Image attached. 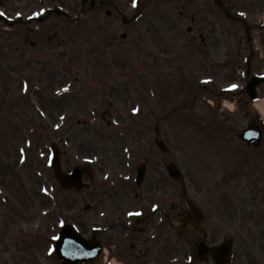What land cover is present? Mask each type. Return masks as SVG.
<instances>
[{"label":"rangeland","instance_id":"1","mask_svg":"<svg viewBox=\"0 0 264 264\" xmlns=\"http://www.w3.org/2000/svg\"><path fill=\"white\" fill-rule=\"evenodd\" d=\"M42 1H44L43 4H39L38 0H9L5 9L9 14L13 16L20 15L26 21V18L30 17L32 9H35L34 13H36L39 11L37 9H41L43 6H57L67 10L72 19L80 16L81 22L77 25H69L67 19L51 17L40 25L32 24L29 27L15 25L12 28H7L0 22V185L13 184L9 180L16 178L17 174L15 173L19 172L21 178H19L18 183H22H20L21 185L17 184L16 188H23L21 195L20 191H17L16 196L15 187L11 189L10 186L15 203L7 211L8 207H1L0 264H37L35 253L40 255L41 246L38 244L44 241L42 239L44 238L43 236L40 238L36 237L44 235L43 230H45L41 227L42 218L37 216L36 199L39 198V194L37 192L38 186L36 185H39V179L32 173V167L30 169L23 163L24 155H22L21 151L29 153L28 162L30 165L34 151H40L41 147L46 146L50 150V146L55 143L65 153L66 157H63V166L67 169V165L72 167L82 163L78 159V154L80 155L79 157H91L95 155L96 151L100 152L103 148L114 151L122 144H144V141L141 142L143 137L140 135L133 136L129 133L127 139L125 137L121 138L116 130L118 129L116 127L121 125L119 121V125L115 127L116 129L109 125V121L113 118L126 122L127 117H123L125 108L122 103L125 101L123 98L120 100L119 98H114L113 105H108L104 102L102 106L100 99L102 97L107 98L97 95L102 92L105 86L113 87L114 91L116 84H113V86L107 84V79L103 77L104 74L99 73L107 70H95V72L91 70L93 74H90L89 70L91 67L98 66L105 68L114 66L117 67L116 71L118 72H120L118 69L123 70L131 65L154 68L153 61H156V58L144 56L143 53L139 56L131 57H126V55L118 57L115 53L114 57L109 54L106 57L101 56L102 54L100 55L97 51L102 50L103 42L106 43L108 40H104L106 37L105 31H100L101 34L98 35L101 28L100 25L104 24V29H108L109 33L117 36L121 33L120 31L116 32V26L121 24L119 17H111L106 20L108 17L106 10L99 7L94 10L86 7L81 14L80 0H55L54 5H50V0ZM192 1H197L199 4L193 5ZM208 1L151 0L144 7L135 8L130 3L131 0H116V2L125 6L127 17H133L140 10V17L143 18L142 22H146L144 24L145 27L148 24L156 29L155 32H158L160 29L159 23L170 24L169 22H171L177 30L175 31L176 33H186L187 27L191 26V17H196L198 7L201 9L208 8L210 3ZM228 2L232 6L234 15L241 13L244 19L250 22L249 26L252 28L255 27L254 24L259 26V22L264 20V0H228ZM184 4H187V8H183ZM201 11L198 13L199 16L202 15ZM216 14L221 16V19L223 18L217 9ZM171 18L173 20H170ZM176 22L181 23L182 27L178 26ZM225 25L229 28L216 27L214 47L208 51L204 49L200 53L203 54L205 52L208 55L211 53L213 57L209 60L203 56L207 59L206 62L202 57H199L197 61L194 60L197 67L202 68L199 69V72L196 70V74H193L192 77L195 76V80L198 83L208 77L215 79L217 81L215 84L216 94L226 91L229 96H232L234 91L231 90V85L235 83L239 85L238 90L241 89V92L245 86L243 74L245 73L246 59L243 57L240 60V56L241 54L245 56V53L248 52V43L245 30L240 23L232 21L231 23H225ZM34 28L36 30L32 31ZM206 29L209 30V27L207 26ZM225 29L227 31L225 38H221L220 31ZM137 33L138 31H134L133 36L136 37ZM208 34L212 37L211 32H208ZM117 38L119 40V36ZM118 40L115 42L117 43ZM251 40L253 41V47L258 49L253 58L252 72L257 76H263L264 31L253 28ZM34 42H38V45L33 47L32 43ZM221 42H225V44L220 45L223 44ZM129 44L130 41L126 43V46L129 47ZM188 58L185 57V65L188 64ZM230 61H233V63L235 61L236 66L238 69L241 68V71H236L235 66H231ZM223 62H226L225 70L218 68L215 70L214 68L207 69L208 63L219 65L218 63L223 64ZM155 66H158V64H155ZM63 67L66 70L64 71L65 74L61 73L62 70H59V68ZM113 76L118 79L117 77L121 76V74L115 73ZM76 77L79 78V82L72 86V95L68 96L67 92L66 95H62L61 91L69 87H64L63 85L73 82ZM116 79L111 80L118 83ZM161 79L156 83L169 87V97H178L189 85L183 79L179 82L171 76ZM26 83L28 84V90L27 94H24L21 89L26 88ZM35 83H37V86ZM33 85L36 89L38 87L37 90L35 89L36 92L32 90ZM177 88L181 89V94L177 93ZM47 89L51 91L50 101L48 100L49 97L43 95L42 92V90L46 92ZM78 92H81V94ZM259 94L264 96V85L260 87ZM239 96L240 98H238ZM209 98L213 100L212 104H215V108L208 103H202L200 100L194 102L195 106L193 109L189 107L181 108L187 98L181 97L177 98V100L170 98L167 99V103L152 106V116L149 114L144 117L160 118L166 114L165 121L156 118L152 119V126L155 125L154 123H158L164 143L173 147L174 150L178 146L182 151V154L175 156L174 159L179 162L180 170L185 172L189 178L186 183V193L195 201L200 194L212 196L214 205L212 221L214 224L212 225L216 228V234L211 235V238L216 240V242H221L228 236L226 233L228 227L224 223L230 222L235 230L233 212L229 213V208L228 210L226 208L225 199L227 194L233 205L238 204L240 200L242 203H246L243 206L245 216H248L246 212L250 214L252 210H264L261 198L256 195V193L264 194V171H262L264 170V157L263 161H258L254 155L249 153L243 152L238 155L235 150L236 153L234 154L233 148H238L239 146L245 148L247 146L241 141L238 142L241 145H238L234 140L238 139V134L246 127L249 121L245 117L244 111L245 101L248 102L246 95L242 93L236 98H230L235 104L233 114L229 113L228 110L221 111L219 109V99L218 101L213 95L209 96ZM176 106L178 110L174 111L172 115L170 111L174 110ZM159 107L161 108V116L158 111ZM260 107V114L264 117V104L260 103ZM34 108L36 114L33 112ZM92 112L99 114V116L96 114V117H92ZM102 113H105V116ZM108 113H112L115 117H108ZM226 115L229 116V122L223 123L222 119ZM36 117H38L39 125L36 124ZM62 117L66 118L63 119ZM194 120L196 123H194ZM220 122H222L224 127L220 126ZM142 123V119H139L132 128L136 127L137 129V126L142 125ZM152 136L153 133H151ZM29 140H32V142ZM227 141L230 146H225ZM33 142L34 145L31 147ZM151 142L155 145L154 140ZM70 146L72 148H69ZM185 146H188L187 150ZM260 148H264V142ZM69 149L71 150L69 151ZM246 149L249 150L248 147ZM242 150L246 151L245 149ZM93 152L95 153L93 154ZM237 157L241 160H237ZM189 166L192 171L196 169L198 174L204 173L205 179L218 180L217 178H222V183L224 184H221V187L203 185L197 174H192ZM236 166L250 167L254 171H258L254 178V183L250 185L251 180L241 178L238 173L239 170L234 171L233 173L235 174H233L231 168ZM93 170L98 176V170L94 166ZM11 173L13 174L11 175ZM231 176V182L227 183L226 177ZM95 182L97 184L98 180ZM176 186L180 185L176 184ZM251 187L253 191H251ZM252 193H255V195L251 196ZM223 194L224 198H222ZM27 196H30L29 205L24 203ZM90 198L96 201L95 198ZM256 198H258V201L254 202ZM83 199L79 194L61 193L59 191L55 194V200L59 201L60 206L55 209L61 208V213H63V210L70 206L68 210L79 211L84 206ZM171 201L177 202L176 198ZM170 202L168 203L170 204ZM37 204L39 206L42 205L41 201H37ZM183 208L186 210L185 201ZM88 216L89 223L87 224L99 219L98 216L95 217L91 213ZM37 219L38 221L34 225L33 221ZM251 222L257 223L253 220ZM259 229L260 227H257L258 237ZM249 234L251 235V233ZM26 236H33L34 238H27ZM233 236L237 237L235 233ZM241 237L243 238L242 235ZM237 240V263H240L241 253L244 248L241 242L238 249L239 241ZM16 243L23 249L21 252H16ZM245 257H247L246 254ZM251 264H255L253 260H251Z\"/></svg>","mask_w":264,"mask_h":264},{"label":"flooded vegetation","instance_id":"2","mask_svg":"<svg viewBox=\"0 0 264 264\" xmlns=\"http://www.w3.org/2000/svg\"><path fill=\"white\" fill-rule=\"evenodd\" d=\"M97 1L101 7L110 3L109 0ZM113 154L114 159L118 158V152ZM143 157L150 167V174H147L142 186H135L130 190L132 192L122 188L118 197L110 198L105 193L97 198L98 213H105L111 219L108 224L105 222L101 228L95 227L91 231L90 236L102 243L97 264H212L210 255H199L198 247L201 242L215 245V240L211 238L216 233L215 227L197 226L180 233L177 223L186 214L182 200L178 199L177 193L171 195L176 198V203L168 198L161 182L162 165L156 156L149 151ZM127 173L123 170V174ZM101 191L105 189L101 188ZM87 212L85 206L79 222L74 220L84 236H89L85 230ZM113 218L119 219L117 224ZM244 251L241 261L247 263L248 255L245 251V257ZM262 261L259 259L256 264H263Z\"/></svg>","mask_w":264,"mask_h":264},{"label":"water","instance_id":"3","mask_svg":"<svg viewBox=\"0 0 264 264\" xmlns=\"http://www.w3.org/2000/svg\"><path fill=\"white\" fill-rule=\"evenodd\" d=\"M260 82H263V80L252 78L251 81L249 82L248 93L252 94V96H253L255 88ZM60 178H61V176H60Z\"/></svg>","mask_w":264,"mask_h":264},{"label":"snow or ice","instance_id":"4","mask_svg":"<svg viewBox=\"0 0 264 264\" xmlns=\"http://www.w3.org/2000/svg\"><path fill=\"white\" fill-rule=\"evenodd\" d=\"M37 14H39V13H37ZM0 15H4V13L3 12H0ZM238 87H239V85L233 84V85H231V90H235Z\"/></svg>","mask_w":264,"mask_h":264},{"label":"bare ground","instance_id":"5","mask_svg":"<svg viewBox=\"0 0 264 264\" xmlns=\"http://www.w3.org/2000/svg\"><path fill=\"white\" fill-rule=\"evenodd\" d=\"M264 104V102H262Z\"/></svg>","mask_w":264,"mask_h":264}]
</instances>
